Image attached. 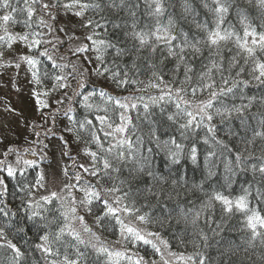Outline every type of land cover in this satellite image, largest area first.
I'll return each mask as SVG.
<instances>
[{
    "label": "snow or ice",
    "instance_id": "1",
    "mask_svg": "<svg viewBox=\"0 0 264 264\" xmlns=\"http://www.w3.org/2000/svg\"><path fill=\"white\" fill-rule=\"evenodd\" d=\"M21 2L23 7L13 6L12 0H0V9L5 12V14L0 15V29L5 33V35H0V48L11 49L16 42L24 43L29 50L38 47L41 43L51 44L55 48L56 45L53 44L52 40L38 38L45 35L44 32L38 30L47 29L48 33H55V24L49 23V21L55 22L61 11L65 14L71 12L73 15L83 18L89 10L99 14L107 9L109 12L116 14L124 13L122 23H115L110 20L107 23H101L98 20L89 18L81 24L83 28L92 29L91 34L86 36V39L91 41L93 50L99 53L96 59L101 64L104 63V54L109 49L113 53V64H116L117 60L128 57L131 59L132 69L137 70L139 69L138 61H143L148 67L155 68L156 64L153 63V60L157 59V53L160 54V64H163L169 57L174 58L176 72L183 68L184 79L180 81L181 87L172 89L164 82L162 75L153 71L152 76L159 83L150 80L148 87L160 88L162 95L150 99L152 104L165 100L166 97L169 101H172L173 94H175V111L165 114V109L161 106V113L164 114L167 121L176 126L182 139H188L190 133L201 128L206 129V135L202 140L203 144L208 145L204 157L208 178L215 175L213 161L218 160L224 151L231 153L233 150L217 136V126L213 123L217 117L222 124L230 123L233 119L238 120L240 129L244 132V135L239 136V142L244 147L242 149L237 147L234 161L231 159L226 161L225 170L227 173L234 174L233 163L236 168H243L247 160L254 154L250 149L256 147L257 139L264 142V112L258 115H250L256 97H247L243 93V89L247 88L251 81L264 85V23L259 25L261 30L258 31L257 27L253 26L249 20L248 9L241 6V0H201L203 8L212 16L211 21L206 19L202 22L196 21L195 16L197 13L192 4L189 0H184L182 4L184 16L181 18L184 19L188 15H192L191 23L195 25L197 32L185 31L182 27H178V22L171 15H169L167 23L161 22V18L168 11V0H16L17 5ZM245 2L249 6L254 4L260 13L261 19L264 20V0H245ZM141 3L144 5L146 15L155 21L153 24L144 23L141 26L138 17ZM36 5H39V14ZM231 10L235 11L242 27V35L232 24L225 27ZM17 13L23 14L24 18L16 19ZM105 19V17H101V20ZM9 22L13 25H22L27 31L10 33L8 31ZM108 23L112 24L113 29L122 33L123 40L117 38L113 42L105 39H94L95 36L99 35L96 29H104L105 34H107ZM59 31L65 32L66 30L60 28ZM73 38L75 37L69 36V39ZM54 39L59 43H63L59 37H54ZM230 44L232 47H229ZM88 50V45L84 44L72 51L76 54ZM4 55L5 52L0 51V59ZM40 55L47 56L55 68L63 69L66 67V65L56 64L52 56L48 54L47 49L41 52ZM19 59L26 61L33 68L39 63L37 59L28 55H23ZM195 60H200L202 63V70L198 74L195 73L193 64ZM19 66L20 64L17 63L16 67L19 68ZM77 70V66L73 65V71ZM86 71L88 69H79L81 76ZM105 73H110V78L116 82L117 86L138 83V81L129 78L127 71H112L109 66H104L102 70L99 67L94 69V74L97 76H102ZM194 75L196 76V84L185 87V85H192ZM245 76L250 77V79H245ZM32 77L35 84L40 85L42 83L36 71L32 72ZM54 79L57 83L53 86V90L69 86L66 82V76L56 75ZM83 86L82 81L78 82V87ZM165 89H167L166 92ZM204 92L208 93L209 98L206 101L197 102L195 99L197 94ZM189 93L192 99H185V96ZM33 94L37 96V104L40 108L48 107L44 100L39 99L40 93L34 92ZM99 94L101 97H107L108 101L120 110L118 113L120 123L114 124L111 121V118L107 115V108L103 109L105 115L96 116V120L101 125L99 129H94L91 120L79 122L78 130H76L77 139L80 138V131L88 130L90 139L87 142L95 143L100 150L98 153L85 148V154L92 159L91 170L84 165H80V167L91 176L101 179L103 177L113 179L111 173L119 174L122 168H127L131 164L133 167L128 168L130 175L135 176L137 173H144L151 177L154 183L143 189H133L128 180H119V183L113 180L111 187L102 189V192L108 194L109 198H103L101 191L89 186L81 189L85 192V199L79 201V203L84 206L88 213H91L93 201H101L104 210L101 215L95 218L97 226L103 227L105 220H114L115 224L119 226V235L123 241L132 244L134 247L137 245L150 246L154 253L159 255L161 264H178V262H183V264H207L208 258L202 252L197 251L190 255L173 252L169 242L161 236L160 232L140 229L131 220L126 222V218L134 217L136 221L142 224L153 223L150 215L146 212L142 213L141 208L148 206L147 201L150 198L159 201L161 196L166 195L163 186L169 183V178L164 175H156L149 169V158L143 155L141 147H139L142 145V138L138 136L133 141L127 135L129 126L132 124L131 117L127 113L130 109L138 108L137 103L130 101L134 99L143 100V97L114 99L107 96V93L103 91ZM44 95H47V93H44ZM237 98L240 99V103L234 102ZM83 99L87 101L89 96H84ZM57 103H62V101H57ZM260 104L264 106V98H261ZM85 106L91 107L87 104ZM149 108L148 103L143 104L145 118L151 115ZM105 125L111 131H104ZM67 130L73 131V129ZM97 131L103 132L105 139L115 138L117 133L124 135L117 139L116 143H109L108 147L105 148L100 136L97 135ZM227 134L229 136L238 135V133L231 131ZM153 136H155L154 132ZM156 139L159 141L158 137ZM161 143L167 149V154L172 163L178 164L184 153L185 145L178 142L175 136L158 142V148ZM13 151L15 150L10 148L4 155L7 156L9 152ZM147 151L151 153L152 149L148 148ZM261 151L264 152V147H261ZM245 153H248V155L246 156ZM64 154L67 155L68 153L65 152ZM188 158L193 164L197 163L198 148L196 143H192L188 148ZM259 159L261 163L259 165L252 164L251 170L254 175L259 173L261 180H264V155ZM0 164H3V161H0ZM24 164L34 167L36 161L25 160ZM101 164L102 167H99L98 165ZM7 172L9 176L14 174L11 166L7 168ZM101 173L103 176H101ZM64 175L67 176V169L64 170ZM75 179L79 183L82 177L77 173ZM225 179L227 180L228 177L226 176ZM43 180L44 176L41 173L37 184H40ZM177 184L176 179L171 180L173 188ZM41 186L43 185L41 184ZM69 187L74 186L65 185V188ZM193 187L202 189V184L193 185ZM255 192L257 202L264 203V190L257 187ZM177 195L179 194L177 193ZM251 195V186L243 189L242 194L236 197H230L224 195L222 191L213 190L207 196V199L201 203L199 209L194 212L190 221L189 213L193 210L188 209L186 211L183 207H179L178 215L180 218L185 223L190 222L193 226L197 225L202 217L205 223L211 224L217 203L220 205L224 216L230 217L239 213L243 217L241 231L247 230L250 232V238L246 241L247 247L242 249L246 255L234 261L233 257L237 256L241 249L239 246L234 250L229 247L220 252L218 264H244L245 260L252 261V255L255 253L248 254L249 249L256 248L257 242L260 248H264V215H261L257 207L250 206L251 200L249 197ZM167 196L169 199L171 198L170 194H167ZM54 198H59L56 193L41 197L45 203H51ZM139 199H143L144 203L137 206ZM75 203V198H73V205ZM37 206L39 207V204ZM63 207V204H61V208ZM3 211V209H0V212ZM34 217H39L40 220L47 219L41 213L35 211L28 219L31 220ZM167 217L170 222L172 213H167ZM156 222L163 224V221ZM179 222L177 220V223ZM53 223L57 224L54 231L49 229L47 223L42 225L43 228L48 230L38 237L40 242L35 244V248L42 253L47 264H120L121 260L128 261L129 264H148L142 256H138L133 260V256H129L127 250H114L106 243L101 242L100 237L85 224L84 217L78 214L75 206L61 211L59 219L54 220ZM77 223H79L80 228L76 227ZM216 228L223 231L220 224H217ZM20 231H23V229ZM213 234L219 235V232L213 229ZM197 236L199 237L198 240L196 239ZM208 239V235L200 229L198 232L193 233V239L188 243H192L194 247L199 249L202 242L206 248L208 247ZM180 242L184 243L183 239ZM0 249L10 250L12 253L10 257L0 260V264H21L24 252L12 240L7 238L3 227H0ZM259 260L261 264H264V253L260 255ZM151 264H157V262L152 261Z\"/></svg>",
    "mask_w": 264,
    "mask_h": 264
},
{
    "label": "trees",
    "instance_id": "2",
    "mask_svg": "<svg viewBox=\"0 0 264 264\" xmlns=\"http://www.w3.org/2000/svg\"><path fill=\"white\" fill-rule=\"evenodd\" d=\"M189 2L197 13L195 16L196 21L202 22L206 19L211 21L212 16L203 8L201 0H189ZM183 3L184 0H168V11L161 18V22L167 23L169 15H171L178 22V27H182L185 31L197 32L198 30L195 28V25L191 23L193 19L192 15H188L184 19L181 18L184 16L182 9ZM12 4L13 6L23 7L22 2L17 5L16 0H12ZM241 6L248 9L249 20L260 31L259 25L264 23V20L261 19L260 13L254 4L249 6L245 0H241ZM36 7L39 14V5H36ZM3 14H5L4 10L0 9V15ZM102 16L106 19L101 20ZM138 17L141 21V26L144 23L153 24L155 22L146 15L143 3H141V8L138 10ZM23 18V14H16V19L20 20ZM89 18L98 20L101 23H107L109 20L115 23H122L124 13L116 14L105 9L103 12L97 14L89 10L81 18L73 15L71 12L65 14L61 11L55 22L49 21V23L55 24V33H48L47 29L38 30L45 33V35L38 38L52 40L56 47L54 48L51 44L45 43H41L38 47L31 50L25 47V50L28 52L25 55L31 56L39 61L34 68L26 61H22L19 58V60H16V62L24 66V70L27 73L31 74L30 80L33 84L35 83L32 72L36 71L38 73L42 83L35 85L37 90L41 92L40 96L42 100L45 101L46 99V103L48 104V107H39L38 109L42 120L39 122L33 119V122H36L35 134L31 135L30 131L27 130L28 134L24 136L17 137L16 134L10 138L5 136V143L3 142V144L2 140H0V161H3V164H0V209L4 210L0 212V227L5 229L7 238L12 240L24 252L21 264H47L42 253L35 248V244L40 242L38 237L44 231L48 230L43 228L42 225L47 223L49 229L54 231L57 224L53 223V221L59 219L61 211L72 206L77 208L78 214L84 217L85 224L100 237V241L106 243L110 248L121 251L127 250V254L133 256V260L138 256H142L148 264H151L152 261L161 264L159 255L154 253L150 246L137 245L134 247L125 241H123L121 246L115 244L114 242L119 236V226L115 224L114 220H105L103 227L97 226L95 218L101 215L104 210L101 201H93L91 213H88L84 206L79 203V201L85 199V192L81 189L88 188L89 186L94 187L97 191H101L103 198H109V195L103 193L102 189L111 187L113 180L116 183H119V180H128L133 189H143L154 183L152 178L144 173H137L135 176L130 175L128 168L133 167L131 164L127 168H122L119 174L111 173L113 179H109L108 177L101 179L91 176L80 167V165H84L91 170L92 159L85 154V148H89L91 151L98 153L100 150L95 143L87 142L90 139L88 130L80 131V138L77 139L76 130H78L79 122L91 120L94 129H99L101 125L96 120V116L105 115L106 113L103 109L107 108V115L111 118V121L114 124L120 123L118 115L120 110L116 109L115 105L108 101L107 97H101L99 94L101 91L107 93V96H111L114 99L143 97V100L134 99L130 101L137 103L138 108L130 109L127 113L132 120L127 135L133 141L138 136L142 138V145L139 147H141L143 155L149 158V169L156 175H164L169 178V183L163 186L166 195L161 196L159 201L155 198H150L147 201L148 206L141 208L142 213L146 212L150 215L153 223L143 224L144 228L140 229L160 232L161 236L169 242L171 251L173 252L183 253L184 255L194 254L197 251L202 252L208 258L207 264H218L220 252L229 247H232L234 250L239 246L241 249L237 256L233 257L234 261L243 258L246 254L242 249L247 247L246 241L250 238V232L247 230L241 231L243 217L239 213L230 217L224 216L220 205L217 203L211 224L205 223L202 217L197 225L193 226L190 222L185 223L180 218L178 210L179 207H183L186 211L192 209L193 211L189 213L190 221L194 212L199 209L201 203L207 199V196L213 190H219L224 195L236 197L242 194L243 189L251 186L252 195L249 197L251 200L250 206L257 207L261 215H264V203L257 202L255 192L257 187L264 190V180H261L259 173L254 175L251 170L252 164L259 165L261 163L259 158L264 155V152L261 151V147H264V142L257 139L256 147L250 149L254 154L247 160L243 168H236L233 163L234 174L227 173L225 170L226 161L228 159L234 161L237 147L241 149L244 147L239 142V136L244 135V132L240 129L238 120L233 119L230 123L222 124L217 117L213 121L217 126V136L224 140L233 150L231 153L224 151L218 160L213 161L215 175L208 178L204 161L208 145L203 144L202 140L206 135V129L201 128L196 132L190 133L188 139H182L176 126L167 121L164 114L161 113V106L164 107L165 114L175 111V94H173L172 101H169L166 97L165 100L152 104L150 99L151 97H159L162 95L160 88L148 87L150 80L159 83L152 76L153 71L162 75L164 82L172 89H175L181 87L180 81L184 79L183 68L179 72H176V61L171 57L165 60L163 64H160L159 53H157V59L153 60V63L156 64L155 68H150L143 61H138L139 69H132L131 59L128 57L117 60L116 64H113V53L111 49L104 54V63L101 64L96 59L99 53L93 50L91 41L86 39V36L91 34L92 29L81 27L82 22ZM228 24L234 25L236 30L242 35V27L234 10L230 11L225 27ZM60 28H65L66 31L61 32L59 31ZM8 31L15 34L27 31V29H24L22 25H13L9 22ZM96 32L99 35L95 36L94 39H105L113 42L117 38L123 40L122 33L119 30L113 29L111 23H108L107 34H105L104 29H96ZM0 35H5V33L0 32ZM70 35L75 38L69 39ZM54 37H59L63 43L57 42ZM16 44L17 42L13 44L11 49L0 48V51H15ZM84 44L88 45L89 50L74 54L72 50ZM229 47H232V45L230 44ZM45 49H47L48 54L52 56L56 64L66 65V67L63 69L53 67L52 61L47 56L40 55ZM12 55L10 54L8 60H10ZM14 58L17 59L15 56ZM193 64L195 73L198 74L202 70V63L200 60H195ZM73 65L77 66V71H73ZM104 66L111 67L112 71H127L129 78L138 81V83L117 86L116 82L110 78V73H105L102 76L94 74L95 68L99 67L102 70ZM81 68L88 69V71L83 73V76L79 72ZM56 75L66 76V82L69 86L53 90V86L57 83L54 79ZM244 78L250 79L248 76ZM81 81L84 86L78 87V82ZM196 82V76L194 75L192 85H185V87L194 86ZM164 91L166 92L167 89ZM44 93H47V95H44ZM90 93L91 95H89ZM243 93L247 97H256V102L252 107L250 115H258L264 112V106L260 104L261 98H264V85H259L256 81H251L248 87L243 89ZM84 96H89V99L84 101ZM208 98V93L204 92L202 94L198 93L195 99L198 102L202 100L206 101ZM185 99H192L190 93L185 96ZM57 101H62V103H57ZM234 102L240 103L241 101L237 98ZM145 103L150 105L149 111L151 115L147 118H145L143 110V104ZM86 104L91 105V107H86ZM67 129H73V131H68ZM110 130L106 125L104 126V131ZM229 131L236 132L238 135L229 136L227 134ZM153 132L155 136H153ZM97 135L100 136L105 148L108 147L109 143H116V140L112 137L105 139L101 131H97ZM172 136H175L178 142H182L185 145L184 153L178 164L172 163L167 154V149H165L162 143L159 148L157 147L158 142L168 140ZM156 137L159 138V141H157ZM192 143H196L198 148V160L195 164L188 158V148ZM8 145L9 147H7ZM10 148L15 151L9 152L5 156V152ZM148 148L152 149L151 153L147 151ZM30 149L35 153V158L32 160L36 161V166L34 167L24 164L27 157L26 151ZM65 152L68 154L65 155ZM245 155L247 156L248 153H245ZM57 162H60L61 166L57 176L59 179L58 187L54 190L50 186L49 178L51 177L50 170L52 167L55 168ZM9 166L12 167L14 172L12 176H9L7 172ZM98 166L102 167V164ZM65 169H67V176L64 175ZM41 173L44 176V180L40 184H37L38 177ZM77 173L82 177L79 183L75 179ZM101 176H103L102 173ZM226 176L228 177L227 180L225 179ZM172 179L178 181L175 188L171 186ZM66 184L73 185L74 187L65 188ZM201 184L202 189L193 187V185ZM52 193H56L59 198L52 199L51 203H45L41 199V197L50 196ZM167 194L171 195L170 199ZM73 198L76 201L75 205H73ZM143 203V199H139L137 206ZM37 204H39V207ZM61 204H63V208H61ZM34 211L41 213L47 219L40 220L39 217H34L31 220L28 219ZM169 212L172 213L170 222L167 217V213ZM129 220L138 227V221L134 217L126 218V222ZM177 220L180 222L177 223ZM156 221H163V224L157 223ZM217 224H220L223 231L216 228ZM76 227L80 228L79 223L76 224ZM21 229L23 231H20ZM200 229L209 237L208 247L205 248L201 242L200 248L197 249L192 243H188V241L193 239V233L198 232ZM213 229H216L219 235H214ZM181 239H183L184 243L180 242ZM196 239L198 240L199 237L197 236ZM252 253H255L252 255V261L245 260L244 264H261L259 257L264 253V248H260L258 242L256 248L249 249L248 254ZM11 255L10 250L0 249V260H4ZM120 264H129V262L121 260ZM178 264H183V262H178Z\"/></svg>",
    "mask_w": 264,
    "mask_h": 264
},
{
    "label": "rangeland",
    "instance_id": "3",
    "mask_svg": "<svg viewBox=\"0 0 264 264\" xmlns=\"http://www.w3.org/2000/svg\"><path fill=\"white\" fill-rule=\"evenodd\" d=\"M0 32L4 33L2 29H0ZM25 47L24 43L17 42L14 48L15 51L5 52L4 57L0 59V140H2V144L5 136L8 138L14 134L17 137L24 136L28 134V131H30L31 135L35 134L36 122H33V119L39 122L42 120L40 113H38L37 96L33 94L34 92H41L37 90L36 85L30 80L31 74L24 70V66L20 64L19 68L16 67L18 63L16 60H19L18 58L21 55L28 53ZM10 54L13 55L8 60ZM39 99L42 100L41 96H39ZM122 135L124 134H115L114 140L121 138ZM26 152L27 157L25 160L32 161L35 158L34 152L31 149ZM60 166V162H57L55 168L52 167L50 170L49 183L54 190L58 187L59 179L57 176ZM138 226L144 228L139 221ZM114 243L120 246L123 244L120 235Z\"/></svg>",
    "mask_w": 264,
    "mask_h": 264
},
{
    "label": "bare ground",
    "instance_id": "4",
    "mask_svg": "<svg viewBox=\"0 0 264 264\" xmlns=\"http://www.w3.org/2000/svg\"><path fill=\"white\" fill-rule=\"evenodd\" d=\"M139 227V226H138ZM139 228H141V227H139Z\"/></svg>",
    "mask_w": 264,
    "mask_h": 264
}]
</instances>
